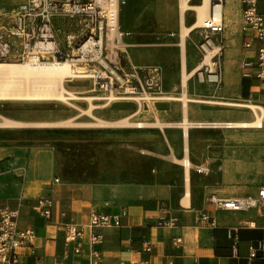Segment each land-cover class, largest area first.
<instances>
[{"label": "crops", "instance_id": "obj_1", "mask_svg": "<svg viewBox=\"0 0 264 264\" xmlns=\"http://www.w3.org/2000/svg\"><path fill=\"white\" fill-rule=\"evenodd\" d=\"M199 1L190 0L189 3L195 5ZM178 3L179 0H126L121 7L119 27L121 18L130 34L126 39L127 48L139 51L138 61L143 63L135 64L130 58L134 65L158 67L163 64L161 54L170 47H178ZM260 8L264 11V0H260ZM222 9L225 31L222 36L221 86L214 91L212 85L200 84L194 77V82L207 87L203 92L188 91L189 95L201 100L264 105V79L256 77V68L240 69L243 59L253 61L256 54L254 49L243 48L240 0H223ZM185 20L186 25H190L194 21V13L188 11ZM236 28L239 36L234 40L240 51L233 48L225 50L226 46L233 45ZM194 33L200 35L198 31L191 32L188 38ZM171 34L177 43H172ZM232 52L236 53V60ZM178 76L180 84V63ZM164 83L165 76L163 88ZM163 92L165 96L172 94L164 89ZM142 104L146 107L143 110L146 114L155 113L161 122L180 124L187 118L192 126L187 128V133L177 126L154 129V140H143L137 151L127 148V167L121 176L110 171L106 180L97 181L93 176L91 184L65 182L43 186L38 197L51 201L52 216L49 220L38 215L36 200L39 198L35 199L36 196L30 193L16 206L12 202L10 207L18 209L20 225L33 227L37 232L35 255L24 256L23 259L28 263L39 258L41 264L63 261L87 264L86 242L83 256L75 257L69 251L64 259V225H84L91 214H115L120 217V227L95 230L103 237L102 244L97 247L102 255L101 264H139L143 261L164 264L168 260L175 264H264V250H258L253 259L248 256L249 246L264 242V214L254 210H216L207 200L211 196H255L259 187L264 185V129L224 126L230 122L251 121L254 119L252 112L244 108L201 103H188L184 112L181 103L174 101H158L153 106ZM10 130L14 129H0V132ZM5 149L0 142V155ZM185 158L190 164L188 171L182 164ZM187 177L189 196L185 202ZM161 215L177 219V225L170 228L157 226ZM201 215L213 219L216 226L211 227L208 222L201 221ZM233 228L237 235L236 244L227 236L228 230ZM175 238H180L181 243L174 244ZM143 239L153 245L150 255L141 251Z\"/></svg>", "mask_w": 264, "mask_h": 264}, {"label": "built area", "instance_id": "obj_2", "mask_svg": "<svg viewBox=\"0 0 264 264\" xmlns=\"http://www.w3.org/2000/svg\"><path fill=\"white\" fill-rule=\"evenodd\" d=\"M114 1V2H113ZM126 0H24L12 14L0 12V62H69L85 72L92 73L88 78L93 90L104 95L119 93V98H139L142 103H149L155 96L164 94L163 74L160 67H137L129 65L125 72L122 64V53L127 46L125 38L130 34L120 30L119 12ZM218 12V18L212 17L199 27L200 41L196 48L202 60L209 53H214L209 65L198 69L193 75L200 84H209L215 88L221 86L222 54L224 48L223 33V0H212ZM241 26L244 35V50H255V60L243 59L240 69L256 68V77L264 79V11H261L260 0H240ZM215 12V13H216ZM214 15V14H213ZM114 23L118 35L112 41L109 30ZM76 27V30L74 31ZM70 29L66 31L65 29ZM111 43H116L115 48ZM86 49L87 57L81 51ZM115 54V55H114ZM108 66V67H105ZM135 82L136 86H130ZM120 89V91H118ZM156 98V97H155ZM201 172L202 169H197ZM208 203L216 210L227 212L256 211L264 214V185L260 186L255 196L240 198L209 197ZM36 212L45 220L52 216L51 201L42 197L36 200ZM201 221L208 222L211 227L216 222L206 215L200 216ZM119 215L91 214L84 225H64V259L71 251L73 256L84 255V244L88 245L87 264H101V252L97 249L103 237L95 232L97 229L120 227ZM177 219L161 215L157 226L175 227ZM227 236L236 244L235 228L228 230ZM37 232L33 227L21 226L18 209L0 205V264H41L39 258L32 263L23 259L35 255ZM180 244L181 239H173ZM153 245L143 239L141 251L150 255ZM258 250H264V242L249 246V259L256 257ZM59 264H80L78 261ZM139 264H148L143 261ZM164 264H175L168 260ZM198 264V263H196Z\"/></svg>", "mask_w": 264, "mask_h": 264}, {"label": "rangeland", "instance_id": "obj_3", "mask_svg": "<svg viewBox=\"0 0 264 264\" xmlns=\"http://www.w3.org/2000/svg\"><path fill=\"white\" fill-rule=\"evenodd\" d=\"M22 1L0 0V12L7 15L12 14ZM200 2L201 0L196 4ZM122 20L120 18V30L127 32ZM65 30L69 31L70 29L66 28ZM197 31L200 32L197 29L194 32ZM235 32L233 45L230 47L226 46L225 50L233 48V50L240 51V47L235 45L236 42L234 40L236 36H239L237 28ZM169 37L172 38V43H177L173 34ZM126 39L127 37L124 42L127 45ZM186 40L187 71L190 72L202 62L203 57L196 48L200 41V35L199 33H194ZM138 52L137 50L129 51L127 46L125 47V52L122 53L121 57V64L125 72L130 70V64L134 65L130 58L135 64H143L138 61ZM232 54L234 56L233 59L236 60V53L232 52ZM160 58L163 61L161 65H164V67L160 64L158 66L162 69L163 76H165L163 89L164 91H170L172 93L170 96H176L180 93L178 76L179 48L177 46L170 47L167 52L161 54ZM194 79V76H192L190 84L188 82V91L193 93L203 92L207 86L198 85L194 82ZM69 85L77 91H91L89 92L90 96L108 97L98 90L94 91L90 80H77ZM130 86H136L135 82L127 85V88ZM213 89L214 91L219 90V88L214 86ZM114 95L118 98L123 96L119 93ZM107 102L106 100L94 101V104L102 106ZM73 104L79 109L85 110L87 108L86 102ZM252 104L258 105L255 102H252ZM137 106V103L133 100H117L105 108L94 110L93 113L104 120H117L131 115L137 110ZM260 106L264 108V105ZM145 108L142 104L141 115L136 118L137 121L153 122L155 113L146 114L144 112ZM154 110L155 108H153ZM78 113V109L58 102H0V116L18 119L22 122H57L67 120ZM79 121L87 122L90 121V118L83 116ZM13 129L0 132L2 147L4 149L12 148L10 150L5 149L3 155H0V204L9 207L12 202L16 206L29 193L31 196H36L35 199L39 198L38 193L41 192L43 186L51 183L56 185H61L65 182L73 185L91 184L93 183L91 180L93 176L97 177V181L106 180V176L110 171H115L116 176H121L124 167H127V148L137 151L140 149L143 140H154L156 136V130L154 129L126 128L120 130L30 127Z\"/></svg>", "mask_w": 264, "mask_h": 264}, {"label": "bare ground", "instance_id": "obj_4", "mask_svg": "<svg viewBox=\"0 0 264 264\" xmlns=\"http://www.w3.org/2000/svg\"><path fill=\"white\" fill-rule=\"evenodd\" d=\"M8 1V0H7ZM114 2V1H113ZM190 0H179V31H178V47L180 48V93L176 96H165V94L155 96L153 100L147 98L149 105L153 106L158 101H174L182 105L183 111H186L188 103L214 104L220 106L244 108L252 112L254 119L248 122H230L224 126L239 129H264V108L260 105L252 103H236L217 100H201L194 98L188 93V82L193 74L205 65H209L210 59L214 53L206 55L204 60L198 64L193 71H187L186 62V39L191 32H194L212 17L218 18V12L212 0H201L199 4L192 5ZM14 4V3H13ZM188 11L194 12V21L190 25H186L185 14ZM216 12V13H215ZM214 14V15H213ZM118 35L116 25L112 23L109 30V39L112 41L114 36ZM116 43H111V47L115 48ZM86 49L81 51L82 57H87ZM115 55V54H114ZM108 67V66H105ZM92 73L85 72L78 66H72L69 62H48V63H32V62H0V102H58L61 104L72 106L79 110V113L67 120L53 122H21L0 116V129L13 128H69V129H160L167 127H181L186 132L192 123L184 119L180 124H169L161 122L158 117L154 116L153 122L137 121L140 115L142 102L139 98H118L114 94L108 97L90 96L87 90L77 91L69 84L79 80H87L92 78ZM219 98V97H218ZM108 101L102 106L95 105L94 101ZM117 100H133L137 103V110L128 117L117 120H104L94 115L93 111L107 107L110 103ZM76 102H86L85 110L79 109ZM83 116L90 118V121L80 122ZM179 123V122H178ZM209 125V124H207ZM221 125V124H217ZM206 127V126H205ZM187 133V132H186ZM187 142V140L185 141ZM186 145V143H185ZM184 145V146H185ZM187 154V153H186ZM176 162V160H174ZM178 163V161H177ZM186 171L189 169V162L185 158L182 161ZM187 194L185 202L188 199V177L186 179ZM190 187V186H189ZM107 192V191H105ZM27 193V191H26ZM2 196V195H1ZM185 197V196H184Z\"/></svg>", "mask_w": 264, "mask_h": 264}]
</instances>
